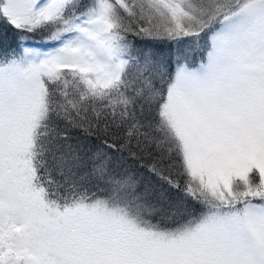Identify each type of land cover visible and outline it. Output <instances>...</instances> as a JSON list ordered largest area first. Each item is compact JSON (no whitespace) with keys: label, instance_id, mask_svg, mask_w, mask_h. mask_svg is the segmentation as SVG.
Returning <instances> with one entry per match:
<instances>
[{"label":"snow or ice","instance_id":"obj_1","mask_svg":"<svg viewBox=\"0 0 264 264\" xmlns=\"http://www.w3.org/2000/svg\"><path fill=\"white\" fill-rule=\"evenodd\" d=\"M0 264H264V0H0Z\"/></svg>","mask_w":264,"mask_h":264},{"label":"rangeland","instance_id":"obj_2","mask_svg":"<svg viewBox=\"0 0 264 264\" xmlns=\"http://www.w3.org/2000/svg\"><path fill=\"white\" fill-rule=\"evenodd\" d=\"M32 44H33V46H41L42 44H43V41H42V39L40 38V37H36V38H34V40L32 41ZM194 54H193V56H192V59H194V60H199V52H193Z\"/></svg>","mask_w":264,"mask_h":264},{"label":"trees","instance_id":"obj_3","mask_svg":"<svg viewBox=\"0 0 264 264\" xmlns=\"http://www.w3.org/2000/svg\"><path fill=\"white\" fill-rule=\"evenodd\" d=\"M38 37H39V36H38ZM162 48H163L164 51H168L167 46H162ZM173 50H174V49H173ZM193 54H194V53H192V55H191V59H192Z\"/></svg>","mask_w":264,"mask_h":264}]
</instances>
